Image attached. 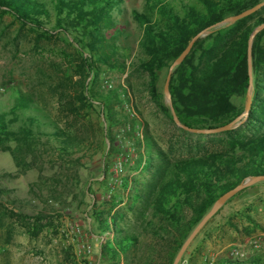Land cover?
I'll list each match as a JSON object with an SVG mask.
<instances>
[{
    "label": "trees",
    "instance_id": "obj_1",
    "mask_svg": "<svg viewBox=\"0 0 264 264\" xmlns=\"http://www.w3.org/2000/svg\"><path fill=\"white\" fill-rule=\"evenodd\" d=\"M125 1L0 0L1 13L12 16L21 26L49 35L45 28L51 25L53 31L71 36L82 61L78 68L81 76L78 99L82 104L88 102L89 107L93 103L99 106L105 122V138L110 144L107 157L116 152L114 129L127 122L134 126L139 119L135 116L128 82L117 88H99L103 70L124 73L129 65H135L148 74L157 108L170 112L158 91L160 73L167 74L171 63L198 32L263 0L182 1L179 9L173 5L174 0H148V13L131 10L132 18L142 29L138 40L142 56L130 63L123 43L128 27ZM263 23L264 7L193 44L190 53L173 71L169 85L172 107L183 125L218 128L243 112V107L236 105L233 99H245L250 80L247 42L253 29ZM251 84L249 115L237 128L219 134L228 138L221 150L170 159L144 132L145 148L136 160L144 179L124 177L119 188H128L126 209L135 216L140 231L150 237L152 244L141 257L140 237L127 228L126 214L115 210L116 202H104L102 209L93 202L87 217L94 222L92 233L100 239L101 264H172L192 229L220 196L248 178L264 177V30L256 35L252 45ZM124 104L129 106L130 112L118 114L116 108H123ZM136 142L139 145V140ZM83 143L77 132L63 127L30 94L17 87H12L6 96L0 94V150L10 154L17 173L33 169L41 147H48L69 171L79 163L75 155L81 151ZM109 172L110 169L108 175ZM55 198L61 200L60 194ZM7 218L18 220L24 233L33 237L43 229L55 227L51 222L53 217L46 210L28 216L0 205V228L5 226ZM203 257L202 251L195 249L188 257L189 264H202ZM214 264H264V251L244 261L217 258Z\"/></svg>",
    "mask_w": 264,
    "mask_h": 264
},
{
    "label": "rangeland",
    "instance_id": "obj_2",
    "mask_svg": "<svg viewBox=\"0 0 264 264\" xmlns=\"http://www.w3.org/2000/svg\"><path fill=\"white\" fill-rule=\"evenodd\" d=\"M182 1L192 3V0H174L173 5L179 9ZM133 9L148 13V0H126L124 3L128 27L123 43L130 56L128 63L142 56L138 47L142 29L131 16ZM45 29L49 35L21 26L12 16L0 11V94L6 96L12 87L30 94L63 127L77 132L84 145L75 155L79 163L69 171L48 147H41L33 169L22 174L17 173L10 154L0 150V205L28 216L46 210L53 217L51 222L55 226L54 229H43L33 237L24 233L15 218L5 219V226L0 228V264H101L98 258L100 239L92 233L94 222L87 213L93 202L102 209L104 202L111 200L116 202L115 210L126 214L127 228L139 235L143 244L139 255L145 256L152 243L150 237L140 231L135 216L126 209L128 188H119L113 197H106L105 176L114 155L106 156L110 144L105 138V122L99 106L93 103L89 107L88 102L82 104L78 99L81 95L78 68L82 64L78 47L71 36L53 31L51 25ZM165 78L166 73L162 71L157 82L162 95ZM149 80L147 73L129 65L124 73L104 69L98 86L107 90L126 82L131 85L132 104L139 119L134 123L142 130V135L147 132L170 159L223 149L227 137L216 134L210 138L208 136L212 135L180 131L172 121L171 112L157 108ZM233 101L244 110L245 99L234 98ZM163 104L169 108L164 95ZM116 111L118 114L130 112L127 104L123 108L117 107ZM124 138L137 141L132 132ZM139 147V153H142L144 139ZM125 178L144 179L136 160L126 169ZM253 186L225 203L195 237L191 248L183 255L185 258L188 259L195 249H200L205 256L201 259L202 264H206L204 258L214 262L224 258L231 249L244 251L248 257L264 251V184ZM59 194L61 200L58 201L55 196ZM74 226L78 227V232L66 236ZM81 244L90 246L89 257L78 253Z\"/></svg>",
    "mask_w": 264,
    "mask_h": 264
},
{
    "label": "water",
    "instance_id": "obj_3",
    "mask_svg": "<svg viewBox=\"0 0 264 264\" xmlns=\"http://www.w3.org/2000/svg\"><path fill=\"white\" fill-rule=\"evenodd\" d=\"M264 7V0L259 2L258 4H256L255 6H252L251 8H248L247 10H244L243 12L236 14V15H232L229 16L227 18H225L224 20H222L221 22L213 25V26H209L203 30H201L200 32H198L196 35H194L191 40L188 42L187 46L184 48V50L180 53V55L171 63V65L169 66L168 72L166 74V78L164 81V85H163V95L165 100H167L168 102V106L171 112V116H172V121L174 122V124L189 133L192 134H201V135H216V134H221L230 130H233L235 128H237L238 126H240L241 124H243L245 122V120L247 119L250 109H251V103H252V84H251V75H252V45H253V41L256 37V35L258 33H260L261 31L264 30V23L257 25L253 31L251 32L248 42H247V68H248V75H249V87L248 90L246 92L245 95V102H244V110L243 112L236 117L234 120H232L231 122L227 123L224 126L218 127V128H212V129H200V128H192V127H188L183 125L173 107H172V102H171V96H170V92H169V85H170V80L172 77V73L175 70L176 67H178L182 61L185 59V57L190 53L193 44L200 38H203L205 36H207L208 34H210L211 32H213L214 30H217L219 28L222 27H226L229 26L245 17H248L254 13H256L257 11H259L261 8ZM264 182V177L263 176H259V177H252V178H248L244 181H242L240 184H238L235 188L231 189L230 191L226 192L225 194H223L222 196H220L211 206V208L209 209V211L201 218V220L196 224V226L192 229V231L190 232V234L188 235V237L185 239V241L183 242V244L181 245L179 251L177 252L172 264H178L180 262V260L182 259L185 251L187 250V248L190 246V244L193 242V240L195 239V237L199 234V232L203 229V227L206 225V223L225 205V203L231 198L233 197L235 194H237L238 192H240L241 190L251 187L255 184L258 183H263Z\"/></svg>",
    "mask_w": 264,
    "mask_h": 264
},
{
    "label": "built area",
    "instance_id": "obj_4",
    "mask_svg": "<svg viewBox=\"0 0 264 264\" xmlns=\"http://www.w3.org/2000/svg\"><path fill=\"white\" fill-rule=\"evenodd\" d=\"M128 132H132L134 137L141 142L142 130L139 129V126L131 125L130 122L123 124L115 129L114 138H115V149L113 163L110 167V172L106 180L107 192L106 197H111L116 190L121 186L123 178L125 177L126 169L133 165L135 160L139 158L140 150L139 145L134 141H128L124 138V135ZM144 162L142 163L140 169L142 168ZM141 171V170H140ZM73 232H78V227H70L67 231L66 236L71 235ZM78 253L83 257H89L91 254V248L87 244H81L78 249ZM248 258L246 253L241 250L231 249L225 256L224 259L229 261H244ZM206 264H213L214 260H206ZM178 264H189L187 258L181 259Z\"/></svg>",
    "mask_w": 264,
    "mask_h": 264
},
{
    "label": "crops",
    "instance_id": "obj_5",
    "mask_svg": "<svg viewBox=\"0 0 264 264\" xmlns=\"http://www.w3.org/2000/svg\"><path fill=\"white\" fill-rule=\"evenodd\" d=\"M98 258H99V254H98Z\"/></svg>",
    "mask_w": 264,
    "mask_h": 264
}]
</instances>
